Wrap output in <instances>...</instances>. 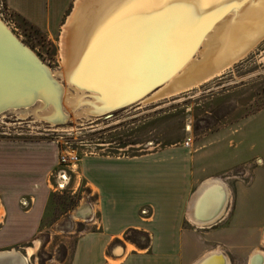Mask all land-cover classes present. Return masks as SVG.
Returning <instances> with one entry per match:
<instances>
[{"label": "rangeland", "instance_id": "obj_1", "mask_svg": "<svg viewBox=\"0 0 264 264\" xmlns=\"http://www.w3.org/2000/svg\"><path fill=\"white\" fill-rule=\"evenodd\" d=\"M250 2L227 23L239 25L243 13L253 8ZM67 15L50 32L0 0L1 19L54 70L62 67ZM198 55L194 58L200 59ZM10 112L0 114V203L4 209L0 251L15 249L25 254L33 247L30 264H70L79 236L100 228L98 197L76 164L60 163V155L66 152L80 157L133 155L166 145L184 146L196 153L197 169L221 176L228 184L240 181L244 190L252 191L251 209L256 204L255 210L264 213V180L258 183V176L264 174L263 161L258 159H264V38L245 57L200 86L104 117L81 121L73 120L71 114L65 124L53 127L33 115L19 117ZM63 169L66 184H61ZM36 190L47 198L39 215L32 211ZM11 209L16 211L10 216ZM123 237L138 245L148 239L141 231Z\"/></svg>", "mask_w": 264, "mask_h": 264}, {"label": "bare ground", "instance_id": "obj_2", "mask_svg": "<svg viewBox=\"0 0 264 264\" xmlns=\"http://www.w3.org/2000/svg\"><path fill=\"white\" fill-rule=\"evenodd\" d=\"M249 1L253 8L246 9L239 25L227 23ZM121 9L122 0H76L63 26L59 70L44 63L0 17V114L33 115L53 127L65 124L71 114L81 121L104 117L200 86L264 38V0L206 5L172 0L126 19L120 18ZM60 177L65 183L67 176ZM34 250H2L0 264H30ZM217 254L212 264H230Z\"/></svg>", "mask_w": 264, "mask_h": 264}, {"label": "crops", "instance_id": "obj_3", "mask_svg": "<svg viewBox=\"0 0 264 264\" xmlns=\"http://www.w3.org/2000/svg\"><path fill=\"white\" fill-rule=\"evenodd\" d=\"M73 1L6 0L9 8L50 32ZM258 159L263 170L264 159ZM76 165L98 197L100 228L79 236L70 264H212L220 258L217 253L230 264H264V213L255 210L256 204L251 209L252 191L240 181L228 184L197 169L196 153L189 148L83 155ZM262 180L261 173L258 183ZM33 197L32 211L39 215L47 198L37 190ZM3 212L0 203V221ZM130 231L145 233L147 242L138 245L123 237Z\"/></svg>", "mask_w": 264, "mask_h": 264}, {"label": "snow or ice", "instance_id": "obj_4", "mask_svg": "<svg viewBox=\"0 0 264 264\" xmlns=\"http://www.w3.org/2000/svg\"><path fill=\"white\" fill-rule=\"evenodd\" d=\"M202 5H206L212 0H199ZM172 3V0H122L121 19H126L135 15L139 10L153 4Z\"/></svg>", "mask_w": 264, "mask_h": 264}, {"label": "built area", "instance_id": "obj_5", "mask_svg": "<svg viewBox=\"0 0 264 264\" xmlns=\"http://www.w3.org/2000/svg\"><path fill=\"white\" fill-rule=\"evenodd\" d=\"M186 144H189V141H186ZM80 159V156L76 153V152H66V153H62L60 155V163L63 166H71L73 164H76ZM64 169L62 170V172L60 173L63 174Z\"/></svg>", "mask_w": 264, "mask_h": 264}, {"label": "water", "instance_id": "obj_6", "mask_svg": "<svg viewBox=\"0 0 264 264\" xmlns=\"http://www.w3.org/2000/svg\"><path fill=\"white\" fill-rule=\"evenodd\" d=\"M8 264H10V262H8Z\"/></svg>", "mask_w": 264, "mask_h": 264}]
</instances>
